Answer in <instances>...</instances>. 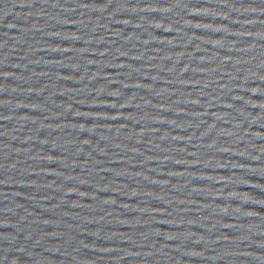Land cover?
Segmentation results:
<instances>
[{
	"label": "water",
	"instance_id": "95a60500",
	"mask_svg": "<svg viewBox=\"0 0 264 264\" xmlns=\"http://www.w3.org/2000/svg\"><path fill=\"white\" fill-rule=\"evenodd\" d=\"M264 195V0H0V264H138Z\"/></svg>",
	"mask_w": 264,
	"mask_h": 264
}]
</instances>
